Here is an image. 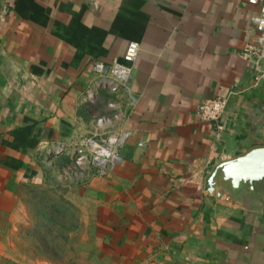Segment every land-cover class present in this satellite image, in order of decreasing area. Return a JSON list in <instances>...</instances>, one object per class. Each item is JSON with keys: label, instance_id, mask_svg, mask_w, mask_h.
<instances>
[{"label": "crops", "instance_id": "obj_1", "mask_svg": "<svg viewBox=\"0 0 264 264\" xmlns=\"http://www.w3.org/2000/svg\"><path fill=\"white\" fill-rule=\"evenodd\" d=\"M258 12L250 0H0V215L19 213L36 151L74 148L104 112L127 132L104 177L108 264H264V179L218 175L206 189L218 163L264 147V83L241 54L264 45ZM130 41L128 80L105 85L92 63L122 61ZM212 97L228 101L217 122L197 113Z\"/></svg>", "mask_w": 264, "mask_h": 264}, {"label": "rangeland", "instance_id": "obj_2", "mask_svg": "<svg viewBox=\"0 0 264 264\" xmlns=\"http://www.w3.org/2000/svg\"><path fill=\"white\" fill-rule=\"evenodd\" d=\"M99 117L107 118L106 123L111 120L104 112L94 115L91 122L97 130L77 137L74 148L55 143L35 152L37 168L30 175L33 181L23 182L20 189L19 213L0 215V264H108L103 190L110 164L101 172L70 160L76 148L87 156L88 149L78 146L80 141L114 132L109 124H100ZM62 154L65 161L58 159Z\"/></svg>", "mask_w": 264, "mask_h": 264}, {"label": "built area", "instance_id": "obj_3", "mask_svg": "<svg viewBox=\"0 0 264 264\" xmlns=\"http://www.w3.org/2000/svg\"><path fill=\"white\" fill-rule=\"evenodd\" d=\"M259 5V12L251 17L253 27L259 31L264 39V0H250ZM138 43L130 41L123 53L122 61H112L110 63L93 62L91 68L97 73L105 85L125 84L129 77V64L135 59L138 52ZM264 45L247 42L241 50L243 57L250 62L253 71L254 84L264 83L263 64ZM227 99L224 97H212L203 100L197 107V113L202 119L211 122L220 121L227 107ZM107 118L99 117L98 122L106 123ZM97 137L102 141L97 142ZM127 137V132H111L101 135H92L80 141L79 147L88 149L87 156H83L79 148L74 149L70 160L77 166L88 170L90 167L104 172L110 164L119 162L118 149L123 145ZM83 144V145H81Z\"/></svg>", "mask_w": 264, "mask_h": 264}, {"label": "water", "instance_id": "obj_4", "mask_svg": "<svg viewBox=\"0 0 264 264\" xmlns=\"http://www.w3.org/2000/svg\"><path fill=\"white\" fill-rule=\"evenodd\" d=\"M220 175L232 187L251 184L264 179V147L251 148L241 155L218 163L208 174L206 189L211 191L215 178Z\"/></svg>", "mask_w": 264, "mask_h": 264}]
</instances>
